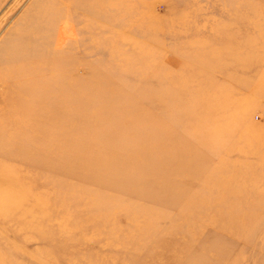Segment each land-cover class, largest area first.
Returning <instances> with one entry per match:
<instances>
[{"label": "rangeland", "instance_id": "374dc122", "mask_svg": "<svg viewBox=\"0 0 264 264\" xmlns=\"http://www.w3.org/2000/svg\"><path fill=\"white\" fill-rule=\"evenodd\" d=\"M17 246L264 264V0H0V264Z\"/></svg>", "mask_w": 264, "mask_h": 264}, {"label": "bare ground", "instance_id": "6f19581e", "mask_svg": "<svg viewBox=\"0 0 264 264\" xmlns=\"http://www.w3.org/2000/svg\"><path fill=\"white\" fill-rule=\"evenodd\" d=\"M65 9H66V11H69L70 10V6H68V7H65ZM52 66V65H51ZM54 78V77H53ZM57 79V78H56ZM55 79V80H56ZM69 79V78H68ZM58 80V79H57ZM67 80V79H66ZM54 82V81H53ZM56 82V81H55ZM60 83V82H59ZM62 83V82H61ZM63 85H64V83H62ZM77 84H78V82H77ZM72 85V84H71ZM67 87H69V86H67ZM63 88V87H62ZM75 88V87H74ZM91 88V87H90ZM69 89H71V88H69ZM74 90V89H73ZM87 90H91V89H87ZM97 90V89H96ZM60 91V90H59ZM70 90H68V88H65L64 90H63V95H65V94H68V92H69ZM88 92V91H87ZM92 94H93V92H92ZM74 97V96H73ZM54 104H56V103H54ZM40 105V104H39ZM57 105V104H56ZM59 105H61V104H59ZM65 105V104H64ZM87 104H85V105H83V107L84 106H86ZM58 107V106H57ZM65 107V106H64ZM51 107H49V108H46V112H49V110H52V109H50ZM60 108V107H59ZM54 109V108H53ZM51 116V115H50ZM44 117V116H43ZM46 118V117H45ZM79 121V120H78ZM49 122H50V120H49ZM71 153V152H70ZM45 156V155H44ZM47 157V156H46ZM86 160V159H85ZM26 161H27V159H26ZM43 161H45V160H43ZM78 161V160H77ZM92 161V160H91ZM40 161H38V164H42L43 165V168H46L47 167V164H44V163H46V162H40ZM89 162V161H88ZM31 163H34L35 164V162H31ZM37 163V162H36ZM95 167V166H94ZM64 171V170H63ZM220 171H222V169L220 170ZM210 176H211V174H210ZM30 201V200H29ZM30 203V202H29ZM28 203V204H29ZM27 204V205H28ZM20 208V207H19ZM34 208V207H33ZM32 208V209H33ZM33 211V210H32ZM34 215V213H32V216ZM37 216V215H36ZM32 218V217H31ZM30 218V219H31ZM39 228V227H38ZM39 235H41V233L39 232L38 233ZM38 237V236H37ZM38 250V249H37ZM14 255L15 256H17V257H19V258H28L26 255H27V253H26V251L22 248V247H19V246H17V247H15L14 248ZM28 260H29V262H30V264H37L38 262H35V261H33V260H30L29 258H28ZM34 263H33V262ZM40 264H42V263H40Z\"/></svg>", "mask_w": 264, "mask_h": 264}]
</instances>
